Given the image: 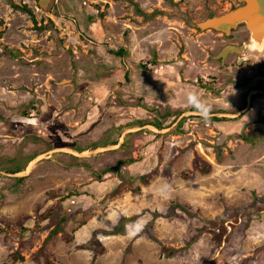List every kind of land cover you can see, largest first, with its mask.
Returning a JSON list of instances; mask_svg holds the SVG:
<instances>
[{"label":"rangeland","instance_id":"374dc122","mask_svg":"<svg viewBox=\"0 0 264 264\" xmlns=\"http://www.w3.org/2000/svg\"><path fill=\"white\" fill-rule=\"evenodd\" d=\"M238 1L0 0V264L53 205L57 264H264V48L194 25Z\"/></svg>","mask_w":264,"mask_h":264},{"label":"water","instance_id":"95a60500","mask_svg":"<svg viewBox=\"0 0 264 264\" xmlns=\"http://www.w3.org/2000/svg\"><path fill=\"white\" fill-rule=\"evenodd\" d=\"M239 1L243 5L194 24L201 30L212 29L227 35L231 34L233 28L240 25L246 26L250 33L248 42L241 45L228 44L215 56L223 64L230 54L243 53L248 50L261 51L264 48V46H255L258 42H264V0Z\"/></svg>","mask_w":264,"mask_h":264},{"label":"trees","instance_id":"16d2710c","mask_svg":"<svg viewBox=\"0 0 264 264\" xmlns=\"http://www.w3.org/2000/svg\"><path fill=\"white\" fill-rule=\"evenodd\" d=\"M11 5L13 8H16V9H20L24 12H27L29 14L32 15V10L27 6H20L16 3H14L13 1H11ZM123 52H119V55L122 54ZM196 110V107L194 105H191L189 110L187 111H195ZM212 120L214 121H219V119L217 117H214V118H211ZM154 126H156L157 128L159 129H164L165 126L161 125V124H153ZM180 125L182 126L183 124L180 123ZM169 127V126H168ZM244 140L245 141H248V142H253L251 140L250 137L248 136H244ZM116 144V143H115ZM138 158L137 157L135 160H132L130 163H133V162H136L138 161ZM198 159H200V156L197 157ZM113 170H116L118 172V167L117 166H114L112 168ZM24 170V167H19L18 169H14L13 171H11L12 173H19L21 171ZM111 171V170H110ZM110 171H106V172H110ZM118 175V173H116ZM118 178H120V176H117ZM74 194H70V196H73ZM70 196H67L65 198H61L60 202L64 201L66 198H69ZM56 207L55 205L53 206H49V208L46 209L45 212L39 214L37 216V219H36V222L33 226V228H27L28 231H31V230H34V231H38V230H41L42 229V223L43 221H46V220H49V223L54 226L55 228H53L50 232V234L46 237V239L44 240V243L43 245L38 249V252H37V255H36V258L39 259L40 257H44V262L45 264H57L55 262H53L52 260L49 259V257L46 255L45 253V247L46 245L48 244V242L50 241V239L55 235L57 234L58 232H60V230L62 228L59 229V226L62 222H65L66 221V218L64 216V213H60L58 214V211L56 210ZM59 224V226H58ZM226 228L223 229V232H226ZM1 232H6L7 234H9L12 238H15V239H19L20 241H22L24 239V230L22 232V229L21 231H18L14 228L11 227V225H0V233ZM165 250H168V248H163ZM13 260L14 261H24L25 258L22 254H20L18 251L15 252L13 254Z\"/></svg>","mask_w":264,"mask_h":264},{"label":"crops","instance_id":"0c3cea01","mask_svg":"<svg viewBox=\"0 0 264 264\" xmlns=\"http://www.w3.org/2000/svg\"><path fill=\"white\" fill-rule=\"evenodd\" d=\"M248 107L250 108V103L248 104L247 108L241 110L238 114H235L236 116H238V115L241 116L240 123H238L236 127L244 128V125H246L247 123H250L254 119L252 116V115H254L253 111H250ZM189 112L194 113L195 111H189ZM243 113H245V114H243ZM221 115H224V114H220L219 116H221ZM240 116H238V117H240ZM180 123H181V121H180Z\"/></svg>","mask_w":264,"mask_h":264},{"label":"clouds","instance_id":"9594fccd","mask_svg":"<svg viewBox=\"0 0 264 264\" xmlns=\"http://www.w3.org/2000/svg\"><path fill=\"white\" fill-rule=\"evenodd\" d=\"M187 100L189 103L193 104L194 106H197L199 110L204 111L205 105L200 103L199 97L197 94L190 91L187 94Z\"/></svg>","mask_w":264,"mask_h":264},{"label":"flooded vegetation","instance_id":"af4514ba","mask_svg":"<svg viewBox=\"0 0 264 264\" xmlns=\"http://www.w3.org/2000/svg\"><path fill=\"white\" fill-rule=\"evenodd\" d=\"M241 5H243L242 3H240V1H238V4L236 5V6H232V8L231 9H234V8H236V7H238V6H241ZM241 26H244V25H240V26H238V27H236V28H233L232 30H231V34L232 33H234L239 27H241ZM245 28H246V26H244ZM247 29V28H246ZM249 32V31H248ZM231 34H229V35H227V34H224V36H231ZM249 39H250V33L248 34V40H247V42L249 41ZM244 42V41H243ZM242 42V43H243ZM241 43V44H242ZM223 49V48H222ZM221 49V50H222ZM221 50H220V52H221ZM219 53V52H218ZM221 61V60H220ZM222 62V61H221Z\"/></svg>","mask_w":264,"mask_h":264},{"label":"bare ground","instance_id":"6f19581e","mask_svg":"<svg viewBox=\"0 0 264 264\" xmlns=\"http://www.w3.org/2000/svg\"><path fill=\"white\" fill-rule=\"evenodd\" d=\"M255 46H258V47H259V46H264V42H258V43L255 44ZM32 162H33V161H32ZM32 162H31V163H32Z\"/></svg>","mask_w":264,"mask_h":264}]
</instances>
